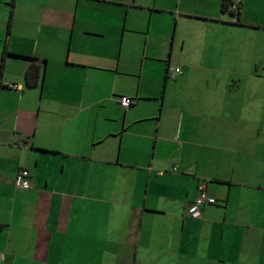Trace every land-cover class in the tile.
<instances>
[{"label": "crops", "instance_id": "0c3cea01", "mask_svg": "<svg viewBox=\"0 0 264 264\" xmlns=\"http://www.w3.org/2000/svg\"><path fill=\"white\" fill-rule=\"evenodd\" d=\"M233 3L0 0L4 264H264V0Z\"/></svg>", "mask_w": 264, "mask_h": 264}, {"label": "built area", "instance_id": "2783aa9c", "mask_svg": "<svg viewBox=\"0 0 264 264\" xmlns=\"http://www.w3.org/2000/svg\"><path fill=\"white\" fill-rule=\"evenodd\" d=\"M243 0H235V3L232 4L231 9L235 10L237 3L242 2ZM183 74L181 68H174L170 70L168 74V78L171 80H176L179 76ZM9 88L13 90H20V86L18 84H11L9 85ZM133 104V101L129 97H121L120 98V105L121 107L128 109ZM164 172H158L159 176H162ZM30 173L26 169H22L18 172L16 179H15V187L19 190H29L31 188V182H30ZM217 199L213 198L208 195L206 189L203 187L201 188V191L195 201L193 202L192 206L189 208V213L193 217H199L201 214V210L204 206L207 205H216ZM6 261L5 254L0 253V264H4Z\"/></svg>", "mask_w": 264, "mask_h": 264}, {"label": "trees", "instance_id": "16d2710c", "mask_svg": "<svg viewBox=\"0 0 264 264\" xmlns=\"http://www.w3.org/2000/svg\"><path fill=\"white\" fill-rule=\"evenodd\" d=\"M39 78H40L39 68L36 67V66H34V65H32L28 69V71L26 73V82H27V85L29 87H36V86H38V83H39V80H40ZM132 101H133V99H132ZM0 229H1V227H0Z\"/></svg>", "mask_w": 264, "mask_h": 264}, {"label": "rangeland", "instance_id": "374dc122", "mask_svg": "<svg viewBox=\"0 0 264 264\" xmlns=\"http://www.w3.org/2000/svg\"><path fill=\"white\" fill-rule=\"evenodd\" d=\"M182 70V69H181ZM182 72H183V70H182ZM184 73V72H183Z\"/></svg>", "mask_w": 264, "mask_h": 264}]
</instances>
